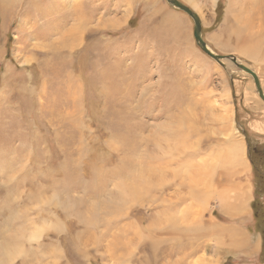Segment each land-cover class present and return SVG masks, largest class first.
Instances as JSON below:
<instances>
[{"label":"rangeland","instance_id":"obj_1","mask_svg":"<svg viewBox=\"0 0 264 264\" xmlns=\"http://www.w3.org/2000/svg\"><path fill=\"white\" fill-rule=\"evenodd\" d=\"M180 1L264 93V1ZM225 64L165 0H0V264H264V102Z\"/></svg>","mask_w":264,"mask_h":264},{"label":"water","instance_id":"obj_2","mask_svg":"<svg viewBox=\"0 0 264 264\" xmlns=\"http://www.w3.org/2000/svg\"><path fill=\"white\" fill-rule=\"evenodd\" d=\"M165 1L171 7L176 8V9L184 12L185 14H187L191 18V20L193 21V37H194L195 44L206 55H208L214 61L219 63L221 66L226 67V64L224 63V61L227 60L231 64H233L236 68H238L239 70H242L243 72L248 74L254 82V86L256 88L258 96L264 102V93L261 89V84H260V81H259L257 74L252 69H250L246 64L240 62L236 57H234L232 55L218 54V53H215L213 50H211L202 38V34H201L202 24H201L200 18L197 15V13L194 12L189 6H187L186 4L181 2L180 0H165Z\"/></svg>","mask_w":264,"mask_h":264},{"label":"bare ground","instance_id":"obj_3","mask_svg":"<svg viewBox=\"0 0 264 264\" xmlns=\"http://www.w3.org/2000/svg\"><path fill=\"white\" fill-rule=\"evenodd\" d=\"M264 1V0H263ZM235 0H231L230 2H229V7H228V12L231 10V12H232V7L235 5ZM256 2V1H255ZM233 5V6H232ZM238 6H240V9H243V7H245V5H246V2H244V1H242V0H238V4H237ZM232 6V7H231ZM195 7V6H194ZM231 7V9L229 10V8ZM197 9V8H196ZM193 10V9H192ZM194 11V10H193ZM240 11V10H239ZM198 15V14H197ZM243 15V14H242ZM25 19V18H24ZM81 23V22H80ZM28 24V23H27ZM84 24V23H83ZM21 25V24H20ZM260 25V24H259ZM79 26V25H78ZM80 27H82L81 25H80ZM23 28V27H22ZM257 28V27H256ZM78 29V28H77ZM29 34H30V32H29ZM33 38V37H32ZM208 47H209V45H208ZM210 48V47H209ZM211 49V48H210ZM212 50V49H211ZM246 52V51H245ZM247 53H249V52H247ZM245 55V54H244ZM263 56V55H262ZM225 62H229V61H225ZM224 62V63H225ZM230 63V62H229ZM228 66V65H227ZM249 67V66H248ZM250 68V67H249ZM238 69V68H237ZM251 69V68H250ZM239 71H242V70H239ZM243 72V71H242ZM245 73V72H244ZM236 130V129H235ZM234 130V131H235ZM237 131V130H236ZM237 133V132H236ZM229 138H230V136H229ZM238 139V138H237ZM239 140V139H238ZM229 142V141H228ZM229 144H230V146H229V148H228V150L225 152V159H226V161H228V164L230 165V166H245L244 168H246V165H245V163H244V161H243V159L241 158L242 156L241 155H243V153H244V151H243V146L241 145V144H239V142L237 143V140L235 141V139H232L230 142H229ZM131 145V144H130ZM239 145H241L242 146V151L239 149ZM132 147V146H131ZM133 147H135V146H133ZM224 205V204H223ZM235 235V234H234ZM229 237V236H228ZM234 238V237H233ZM237 240V239H236ZM243 242V241H242ZM246 242V241H245Z\"/></svg>","mask_w":264,"mask_h":264},{"label":"crops","instance_id":"obj_4","mask_svg":"<svg viewBox=\"0 0 264 264\" xmlns=\"http://www.w3.org/2000/svg\"><path fill=\"white\" fill-rule=\"evenodd\" d=\"M245 167V166H244ZM243 188H245L246 189V187L245 186H242ZM242 190H244V189H242ZM239 193V192H238ZM229 196L231 197L232 195L231 194H229ZM244 199V200H243ZM241 200H243V202H241V203H239ZM246 200H247V193H242V192H240L239 194H238V197H236L235 199H233L232 201V203H231V200L228 202V200H227V202H226V207H227V209L228 208H233V209H236L235 207H237V208H240L239 207V205L242 207V208H244V203L246 204ZM232 205H235V207H231Z\"/></svg>","mask_w":264,"mask_h":264},{"label":"trees","instance_id":"obj_5","mask_svg":"<svg viewBox=\"0 0 264 264\" xmlns=\"http://www.w3.org/2000/svg\"><path fill=\"white\" fill-rule=\"evenodd\" d=\"M261 177V176H260ZM257 206V204H256V202H254L253 204H252V208H253V210H254V213H255V217L257 216V210H258V206Z\"/></svg>","mask_w":264,"mask_h":264}]
</instances>
